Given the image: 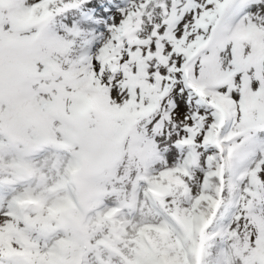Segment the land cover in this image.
<instances>
[{
    "label": "snow or ice",
    "instance_id": "1",
    "mask_svg": "<svg viewBox=\"0 0 264 264\" xmlns=\"http://www.w3.org/2000/svg\"><path fill=\"white\" fill-rule=\"evenodd\" d=\"M84 5L0 0V264H264V0Z\"/></svg>",
    "mask_w": 264,
    "mask_h": 264
},
{
    "label": "rangeland",
    "instance_id": "2",
    "mask_svg": "<svg viewBox=\"0 0 264 264\" xmlns=\"http://www.w3.org/2000/svg\"><path fill=\"white\" fill-rule=\"evenodd\" d=\"M92 3L98 7L92 8L84 5L80 9L69 10L54 18V25L58 32L62 33L61 25L72 27L75 24L90 34L87 37L89 44L82 45L85 51L94 50L99 45L106 32L108 17L117 9L126 7L128 0H92Z\"/></svg>",
    "mask_w": 264,
    "mask_h": 264
}]
</instances>
